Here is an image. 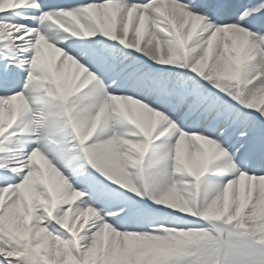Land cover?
<instances>
[{
    "label": "snow or ice",
    "instance_id": "obj_1",
    "mask_svg": "<svg viewBox=\"0 0 264 264\" xmlns=\"http://www.w3.org/2000/svg\"><path fill=\"white\" fill-rule=\"evenodd\" d=\"M0 264H264V0H0Z\"/></svg>",
    "mask_w": 264,
    "mask_h": 264
}]
</instances>
